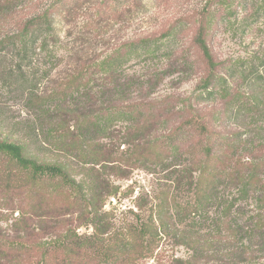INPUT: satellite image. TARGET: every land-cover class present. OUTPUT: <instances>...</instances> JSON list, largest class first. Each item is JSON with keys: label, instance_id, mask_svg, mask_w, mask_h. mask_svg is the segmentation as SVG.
I'll use <instances>...</instances> for the list:
<instances>
[{"label": "trees", "instance_id": "obj_1", "mask_svg": "<svg viewBox=\"0 0 264 264\" xmlns=\"http://www.w3.org/2000/svg\"><path fill=\"white\" fill-rule=\"evenodd\" d=\"M48 1L0 0V50L15 51V66L19 68L15 71H26L23 65L32 63L37 51L56 54L62 47L59 22L77 23L81 14L93 10L81 32L95 37L113 30L126 17H136L146 6V0ZM240 11L264 17V0H209L202 9L179 18L160 37L145 35L124 44L125 56L154 52L160 38L188 23L190 44L198 51L203 73L196 86L197 96L205 99L201 106L184 104L174 109L169 100L166 102L170 105L139 100L121 104L115 99L121 87L116 82L121 63L115 61L118 59L90 58L82 61L85 68L50 96V104L41 103L37 108L40 120L45 118L52 124L42 138L36 134L37 142L50 146L65 161H41L28 155L29 142L0 136V197L8 209L24 216L34 215L38 209L42 215L59 217L86 210L84 225L93 228L84 233L71 228L58 232L62 223H51L47 228H52V236L47 235L48 239L41 242L39 257L33 258L40 249L39 244L29 242L34 231L25 226L24 218H17L10 227L0 230V264H134L151 256L165 233L178 244L192 248L193 257L209 252L210 248L201 246L228 241L240 252L233 256L251 264H264V158L243 161L229 151L215 117L221 114L220 103L230 117L263 104L260 97L251 100L232 91L224 71L225 61L209 41L214 24L219 27L226 22L247 28V21L242 22L244 17L239 22ZM256 75L255 84L264 81V76L258 72ZM22 76L29 81L27 74ZM176 114L182 119L175 121ZM116 121L127 123L120 137H112L110 132ZM169 122L171 127L162 130ZM107 138L127 144L128 156L149 172H161L168 166L181 175L176 194L153 196L146 209L138 204L134 219L126 220L114 231L115 224L103 206L105 198L116 192L97 169L117 161L115 146ZM68 161L90 165L88 171L94 172L77 179ZM49 184L54 186L51 192L41 190L42 185ZM68 198L70 201L63 202ZM174 217L176 222L171 223ZM188 219H193L188 231L176 230V223Z\"/></svg>", "mask_w": 264, "mask_h": 264}, {"label": "rangeland", "instance_id": "obj_2", "mask_svg": "<svg viewBox=\"0 0 264 264\" xmlns=\"http://www.w3.org/2000/svg\"><path fill=\"white\" fill-rule=\"evenodd\" d=\"M208 2L209 0H146V6L139 15L131 19L126 17L125 20L116 23L113 30L109 29L107 33L97 34L95 37H90L87 31L81 32L82 24L93 16V10L85 15L81 14L77 23L59 22L57 32L62 47L56 54L53 52L50 54L48 50L37 51L32 56V63L23 65L26 70L24 72L15 71L17 69L15 64L18 62L15 51L11 48L1 49L0 136L29 142L28 155L41 161H65L50 146H41L37 142L36 134L42 138L43 132L52 125L48 119L40 120L37 108L41 103L48 105L50 96L63 87L69 78L76 76L77 71L85 68L86 64L82 61L90 58L91 60L97 58L99 61L118 59L115 61L121 63L116 81L121 83V87L118 93L115 92L117 94L115 99L121 101V104L127 105L131 101L139 100L165 102L164 104L167 105L166 101L169 100L174 109L184 104L192 108L201 106L205 103V99L197 96L196 86L203 73L200 71L198 51L190 44L191 30L188 29V23L178 27L173 34L160 38L159 47L154 52L127 56L122 54L127 53V47L124 46L127 41L145 35L160 37L179 18L202 9ZM239 14V22L244 17L242 22L247 21L245 22V25L249 24L247 28L240 29L226 22L219 27L214 24L209 41L217 56L225 61L224 71L228 75L232 91L243 93L242 97H249L251 100L260 97L263 104L256 106L255 109L247 108L237 117H230L223 112L226 111L225 105L220 103L221 114L215 117L218 119L216 124L219 125L222 134L226 138L230 137L223 139V143L230 145L229 151L239 155L243 161H252V157L253 161H259L264 158V84H262L264 81L255 84L253 79L257 76V72L260 76H264V17L256 18L242 11ZM242 24L240 23V26ZM119 55L122 57L118 58ZM24 73L29 76V81L22 76ZM174 119L177 121L182 118L180 114H176ZM126 125L125 121L114 122L110 131L112 137L117 135L120 137L125 133ZM168 127H171L170 122L163 125L162 130ZM107 142L114 144L117 161L113 166H97V169L106 180L110 181V187L116 192L105 198L103 206V210L107 211V216L115 224V228L112 229L114 231L121 223L134 219V212L139 211L138 204H142L146 209L153 196L164 197L176 194L181 175L179 171L168 166H164L161 172L160 170L157 173L149 172L143 164L128 156L127 144L120 145V140L111 142L109 139ZM89 167L91 166L73 163L70 170L77 179H80L94 172L88 171ZM52 187L54 186L50 184L42 185L41 190L49 193ZM70 199H65L63 202ZM7 207L0 197V230L4 231L10 227L17 218H24L25 226H30L34 231L29 242L40 246L33 258L39 257L43 245L41 242L44 243L48 239L47 235L52 236L49 234L52 228H47L51 223H62L63 226L57 230L58 232L68 228L77 233L93 231V228L84 225L83 217L86 210L68 212L60 217L52 214L53 217L42 215V211L36 209L34 215L24 216L20 215L19 211ZM175 218H171L170 222L175 223ZM191 225L193 219H188L183 223H176L175 227L176 230L180 229L183 232L188 231ZM201 247L210 250L208 253H200V248L198 252L201 255L193 257L195 254L192 248L178 244L171 234L165 233L154 253L149 257H142L134 264H251L246 262L245 258L233 256L240 252H237L235 246L231 247L228 241L214 242Z\"/></svg>", "mask_w": 264, "mask_h": 264}]
</instances>
